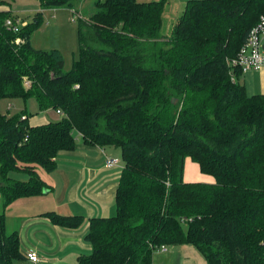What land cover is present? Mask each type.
I'll return each instance as SVG.
<instances>
[{"label":"trees","instance_id":"trees-1","mask_svg":"<svg viewBox=\"0 0 264 264\" xmlns=\"http://www.w3.org/2000/svg\"><path fill=\"white\" fill-rule=\"evenodd\" d=\"M39 1L74 10L80 53L66 71L59 49L32 45L43 10L18 32L5 24L18 19L12 10L0 11V101L62 112L31 125L27 111L0 108V264L26 258L18 231H6L7 207L50 189L38 167L56 170L78 134L124 161L116 214L89 219L92 251L78 264H154L161 246L183 244L206 264H264V93L248 94L233 63L264 0H187L170 35L169 0H94L88 18L75 9L83 0ZM187 158L215 181H186ZM41 215L69 228L84 220Z\"/></svg>","mask_w":264,"mask_h":264},{"label":"crops","instance_id":"crops-1","mask_svg":"<svg viewBox=\"0 0 264 264\" xmlns=\"http://www.w3.org/2000/svg\"><path fill=\"white\" fill-rule=\"evenodd\" d=\"M186 1L179 0V12H183ZM31 3L28 10L33 13L41 10H53L41 8L39 0H33ZM10 9L18 19L24 21L14 11L12 4L0 5V11ZM27 22L28 20H25L24 25ZM241 81L244 83L248 94L264 93V69L244 72ZM42 113L49 117L43 116L35 119L38 117L36 116L34 117L35 120L31 121L30 116V124H43L50 119H58L60 116L53 110ZM77 138L76 149L59 152L56 170L52 172H48L44 168L43 172L38 170L39 175L46 181L50 189L42 195L20 198L11 203L8 210L6 209L7 228L12 227V232L18 231L21 249L26 255V258L19 260L17 264H78L80 255L89 254L92 251L90 242L86 240L89 219L116 214V192L124 167L121 150L114 146L101 147L86 144L80 134ZM108 157L121 160L118 165L107 167L106 159ZM190 161L193 160L191 158L186 159L184 179L188 182L202 181L203 172L200 165L196 162L198 164L196 167L189 164ZM197 169L202 173L197 174ZM51 210L64 215H82L84 217L83 223L76 228L56 225L50 218L41 215ZM187 245L183 244L177 250L175 248L173 256L179 254L180 249H188L185 248L189 247ZM30 251L38 252L40 256L38 263L28 258L27 254ZM171 259L172 257L168 260Z\"/></svg>","mask_w":264,"mask_h":264},{"label":"rangeland","instance_id":"rangeland-1","mask_svg":"<svg viewBox=\"0 0 264 264\" xmlns=\"http://www.w3.org/2000/svg\"><path fill=\"white\" fill-rule=\"evenodd\" d=\"M31 2H33V0H14L12 3L14 11L24 21L28 20V22H31L37 13H33L31 10H28ZM93 3L94 0H83L78 3L77 7L75 6V9L77 8L82 16L88 18L94 10ZM179 7V0H169L166 4L163 15L164 25L162 29V33L164 35H170L172 33L173 25L182 14V12H179ZM74 13V10L69 7L45 10L42 16L43 22L32 35V45L36 49H59L62 52L65 59L64 69L66 71L73 67L74 60L79 57L80 53L78 21ZM24 21L20 20L21 24H24ZM0 108L3 113L9 115L27 111L28 115L31 116V121L43 116L46 118L49 117L47 114H44L39 110L38 103L35 98H15L12 100L8 98L2 99L0 101ZM36 116L38 117L34 119ZM190 162L191 163L189 164H193L197 167L198 164L195 161ZM38 170L43 172L44 169L42 167H38ZM199 172L201 171L198 170L197 174H199ZM13 175L22 180L28 179V175L23 173H15ZM202 176V181H214V177L211 175L202 173ZM1 203L2 197L0 196V206ZM6 231L7 233L12 232V227H8ZM177 246L169 245L168 252L165 253L156 252L154 255V264H206L205 258L200 251L195 246L189 244L187 245L189 247H185L188 249H180L181 251H179V254H175L173 256L175 248L177 250V248H181L182 245ZM171 257L172 259L168 260Z\"/></svg>","mask_w":264,"mask_h":264},{"label":"built area","instance_id":"built-area-1","mask_svg":"<svg viewBox=\"0 0 264 264\" xmlns=\"http://www.w3.org/2000/svg\"><path fill=\"white\" fill-rule=\"evenodd\" d=\"M5 24L15 32H18L24 25L21 24L19 19L14 20L13 18H8ZM233 63L243 72L250 70L260 71L264 69V14L260 17L258 23L251 29L245 43L241 47L238 57L234 59ZM56 112L62 114L60 110ZM119 161V158L108 157L106 159V166H116ZM167 250L168 246L163 245L158 252H166ZM27 256L35 263L40 261V256L37 251H30Z\"/></svg>","mask_w":264,"mask_h":264},{"label":"water","instance_id":"water-1","mask_svg":"<svg viewBox=\"0 0 264 264\" xmlns=\"http://www.w3.org/2000/svg\"><path fill=\"white\" fill-rule=\"evenodd\" d=\"M46 192H47V190L44 193H46Z\"/></svg>","mask_w":264,"mask_h":264}]
</instances>
